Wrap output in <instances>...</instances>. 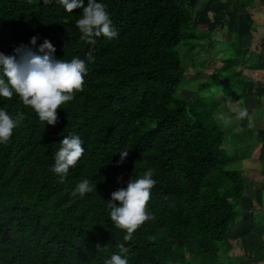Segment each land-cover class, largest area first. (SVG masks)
I'll use <instances>...</instances> for the list:
<instances>
[{
	"label": "trees",
	"instance_id": "trees-1",
	"mask_svg": "<svg viewBox=\"0 0 264 264\" xmlns=\"http://www.w3.org/2000/svg\"><path fill=\"white\" fill-rule=\"evenodd\" d=\"M97 2L118 36L97 37L93 45L76 27L82 9L68 13L56 0H0L3 54L14 55L21 44L38 51L48 39L57 59L87 60L89 51L95 57L84 90L58 109L54 126L19 96L0 97V109L25 115L0 144V264H104L119 243L129 248V264H219L242 244L230 230L237 211L244 215L241 204L251 200L250 183L237 167L244 157L230 152L212 109L178 90L186 67L175 47L196 40L199 0ZM231 48V56H242L241 47ZM238 131L253 136L250 126ZM70 134L81 137L85 151L62 183L50 168ZM122 151L128 155L118 164ZM150 168L156 184L147 211L154 219L125 242L126 232L110 219L111 193ZM84 179L96 188L73 195ZM244 221L251 227L245 215Z\"/></svg>",
	"mask_w": 264,
	"mask_h": 264
},
{
	"label": "clouds",
	"instance_id": "clouds-1",
	"mask_svg": "<svg viewBox=\"0 0 264 264\" xmlns=\"http://www.w3.org/2000/svg\"><path fill=\"white\" fill-rule=\"evenodd\" d=\"M49 4L52 0H43ZM66 12L72 13L75 9H82V17L76 20L81 39L87 43L95 44L97 37L104 36L113 39L118 32L112 26V20L106 6L97 0H56ZM37 37L30 40L36 45ZM56 49L45 39L38 51L21 44L14 49V55H5L0 52V97L11 100L13 95L19 96L25 107H30L39 120L49 125L58 121V109L72 101L77 92L84 90L85 77L88 73V64L94 63L92 52L87 53V60L73 57L71 60L57 59L54 56ZM238 116H247L246 109H240ZM25 119L24 113H18L15 118L6 110L0 109V144H7L14 129ZM60 147L54 154V164L50 171L60 177L63 183L68 176L70 168H74L82 158L85 149L83 140L77 134L64 136L60 140ZM123 163L128 151L119 152ZM154 169H148L138 179H130L127 187H121L111 193L109 200L110 219L114 226L124 230L123 239L129 242L133 234L146 222L154 219L152 213L147 211L150 200V190L155 186L153 179ZM89 180L80 181L73 190L81 196L95 189ZM119 253H114L104 260V264H129L127 253L129 248L124 243L117 245Z\"/></svg>",
	"mask_w": 264,
	"mask_h": 264
},
{
	"label": "rangeland",
	"instance_id": "rangeland-1",
	"mask_svg": "<svg viewBox=\"0 0 264 264\" xmlns=\"http://www.w3.org/2000/svg\"><path fill=\"white\" fill-rule=\"evenodd\" d=\"M202 1L199 0V2ZM247 2V4H251L250 0H247ZM201 16L202 18L205 17L204 14ZM206 26L207 24L205 23L203 29H194L197 35L196 40H184L175 47L181 58L182 65L186 67L185 75L182 77L178 90L186 100L193 102L199 97V107L212 109L214 121L227 135L226 141L229 142L231 147L229 150L233 149V151H230L233 155L243 156L244 159L257 157L260 155L262 147L256 146L257 141L253 139L254 135L250 136L248 132H243L242 134L245 137H242L240 131L237 133V129L242 127V122H240L239 116L237 117L232 113L231 105L229 104L232 102L235 91L234 83L237 80L238 62L242 58V56L237 57L234 54V56H231V50L233 53L231 46L239 48L241 41L238 39L239 36L235 34L226 36V41L229 40L228 42L221 41L220 38L210 36ZM225 42L228 47L224 46ZM207 45H209L208 48H206ZM196 46V52H193L192 49ZM214 59L218 61L216 66L212 61ZM193 60H195L194 65L191 64ZM206 68L207 70L213 69L215 72L208 76L205 73ZM238 103H243L244 106V102L240 98ZM237 124L240 126H236ZM240 162L237 167H242L243 175L246 176L248 185L249 183H258L256 189L251 185H249L248 189H245L249 196L248 198L251 200H247V204H241L243 214L246 222L254 223L253 225L259 228L256 229L257 232H249L244 221V215H242L241 210H238L231 226L230 235L233 237L242 236V244H239L224 255L219 264H226V261L230 262V264H264V260H262L264 243V183L261 181L263 176V171L261 170H263L264 164L261 163V165L253 167V165H243V163L240 165ZM250 177L253 180H250ZM261 185L262 187H260ZM235 232H239V234L235 235ZM186 264L198 263L190 262Z\"/></svg>",
	"mask_w": 264,
	"mask_h": 264
},
{
	"label": "crops",
	"instance_id": "crops-1",
	"mask_svg": "<svg viewBox=\"0 0 264 264\" xmlns=\"http://www.w3.org/2000/svg\"><path fill=\"white\" fill-rule=\"evenodd\" d=\"M250 2L249 5L247 0H203L195 8V27L203 29L206 23L209 35L220 38L221 41H226L229 35L239 36L242 58L238 62L237 69L240 75L234 83L235 91L229 104L232 113L237 117L240 109L247 110V116L240 118L241 125L253 129V139L257 141L256 146L262 147V150L257 157L242 158L241 163L256 167L261 163L264 164V0H250ZM203 14L204 18L201 16ZM226 42L224 46L228 47ZM208 47L209 45L206 48ZM212 61L216 66L218 61L216 59ZM206 70L208 76L215 72L213 69ZM239 98L244 102V106L243 103H238ZM239 124L236 126H240ZM261 171H263L261 181L264 183V168ZM249 179L253 180L251 177ZM257 184L250 185L256 189ZM253 224L248 228L249 232H257L256 229L259 227ZM238 234L239 232H235V235Z\"/></svg>",
	"mask_w": 264,
	"mask_h": 264
}]
</instances>
